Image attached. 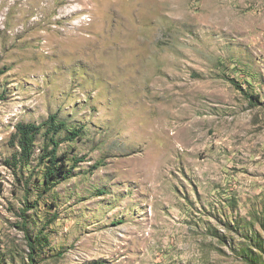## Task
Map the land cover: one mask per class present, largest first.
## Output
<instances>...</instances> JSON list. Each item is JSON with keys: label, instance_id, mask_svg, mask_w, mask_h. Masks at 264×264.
I'll return each instance as SVG.
<instances>
[{"label": "rangeland", "instance_id": "rangeland-1", "mask_svg": "<svg viewBox=\"0 0 264 264\" xmlns=\"http://www.w3.org/2000/svg\"><path fill=\"white\" fill-rule=\"evenodd\" d=\"M0 264H264V0H0Z\"/></svg>", "mask_w": 264, "mask_h": 264}, {"label": "trees", "instance_id": "trees-1", "mask_svg": "<svg viewBox=\"0 0 264 264\" xmlns=\"http://www.w3.org/2000/svg\"><path fill=\"white\" fill-rule=\"evenodd\" d=\"M55 119L56 116L55 115H51L48 119V129H47V134H49L50 132L52 134L57 133L59 130L62 129V127L64 126V122H58L55 123ZM39 126L38 125H34L31 123H18L16 125V131L18 133L19 139H18V145L22 151V155L27 156V154H29V146L32 144L33 139L35 137V135L39 132ZM80 130L79 129H73L71 131V135L69 138H74L77 137L79 135ZM57 143L53 142V149H52V153L51 156L49 157L50 161L56 162L58 160V157L55 155V148L57 147ZM56 172V168L55 166L50 167V169L47 171L45 178H50V177H55V173ZM28 244L30 246V248L32 249V242L30 240H28ZM33 252L30 251V255L29 258L32 259L33 257Z\"/></svg>", "mask_w": 264, "mask_h": 264}]
</instances>
